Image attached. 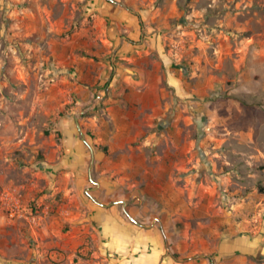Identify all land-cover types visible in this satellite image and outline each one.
<instances>
[{
	"label": "rangeland",
	"instance_id": "1",
	"mask_svg": "<svg viewBox=\"0 0 264 264\" xmlns=\"http://www.w3.org/2000/svg\"><path fill=\"white\" fill-rule=\"evenodd\" d=\"M125 39L146 53L153 87V125L135 145L169 176L144 225L164 231L166 257L194 238L208 247L198 256L264 264V0H0V264H52L34 230L88 213L102 175L115 180L88 123ZM64 145L82 146L83 166ZM4 195L25 218H5ZM113 206L144 209L131 198L97 207ZM87 260L77 264L101 263Z\"/></svg>",
	"mask_w": 264,
	"mask_h": 264
},
{
	"label": "crops",
	"instance_id": "2",
	"mask_svg": "<svg viewBox=\"0 0 264 264\" xmlns=\"http://www.w3.org/2000/svg\"><path fill=\"white\" fill-rule=\"evenodd\" d=\"M116 19L118 26L127 23L120 11ZM116 56L121 68L113 73L101 90L103 97L98 105L102 104L103 114H95L88 123L94 132L95 146L106 148L101 154V171L111 173L115 180L102 175L98 181V192L103 195L93 200L96 207H92L88 213L71 211L66 215L48 216L42 227L32 233L33 240L43 249L40 250L42 254L50 255L52 264H67V259L70 264H77L81 257L87 260L95 253L100 260L98 262H101L98 264H246L232 259L230 255L220 256L215 261L209 255L198 256L208 247L198 245L194 238L190 242H177L169 246L171 252L178 256L166 257L165 253H169V250L162 241L164 231L160 234L158 228L144 225L142 219L149 216V210L145 208L149 197L155 198L153 194L168 190V168L165 165L156 168L150 166L145 145H135L140 139H145L146 129L153 125L154 120L153 87L152 83L146 81L142 68L146 53L125 39L119 41ZM106 80L105 77L103 81ZM93 91L86 90L81 101H87ZM64 148H69L68 154L77 155L81 160L78 166H83L82 146L64 145ZM109 156L114 160H109ZM81 182L82 177L75 181V185L82 186ZM122 187L141 190L121 194ZM130 198L140 207L144 206V209L130 210L133 217L116 206L97 207L108 201L128 202ZM155 200L162 202L159 197ZM90 237L95 239L96 252H91L92 247H88ZM225 248V252H228L231 245Z\"/></svg>",
	"mask_w": 264,
	"mask_h": 264
},
{
	"label": "built area",
	"instance_id": "3",
	"mask_svg": "<svg viewBox=\"0 0 264 264\" xmlns=\"http://www.w3.org/2000/svg\"><path fill=\"white\" fill-rule=\"evenodd\" d=\"M17 199L14 200L9 199L7 195H4L1 206L5 212V218L8 220L25 218V216L21 213L18 204L16 203Z\"/></svg>",
	"mask_w": 264,
	"mask_h": 264
},
{
	"label": "trees",
	"instance_id": "4",
	"mask_svg": "<svg viewBox=\"0 0 264 264\" xmlns=\"http://www.w3.org/2000/svg\"><path fill=\"white\" fill-rule=\"evenodd\" d=\"M102 150L105 152L106 151V148L105 147H102Z\"/></svg>",
	"mask_w": 264,
	"mask_h": 264
}]
</instances>
